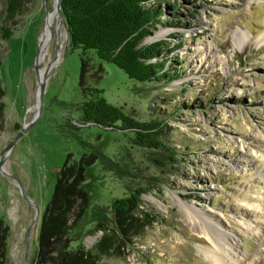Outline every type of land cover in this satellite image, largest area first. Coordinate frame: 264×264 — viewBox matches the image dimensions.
<instances>
[{
  "label": "rangeland",
  "instance_id": "rangeland-1",
  "mask_svg": "<svg viewBox=\"0 0 264 264\" xmlns=\"http://www.w3.org/2000/svg\"><path fill=\"white\" fill-rule=\"evenodd\" d=\"M157 2L163 9L142 44L165 40L174 48L161 58L179 71L175 80L135 81L92 49L85 55L92 64L86 80L135 121L159 122L153 138L173 158L162 147L140 144L120 123L103 128L78 120L81 50L69 46L53 19L46 24L54 0H46L47 13L44 0H26L11 36L0 39V156L35 119L1 164L0 264L36 263L57 172L68 154L79 160L93 152L79 181L86 205L69 231L70 245L91 248L104 234L100 222L120 220L111 203L141 188L139 201L131 200L132 217L123 219L135 225L130 241L123 244L114 230L101 264H222L217 253L226 264L225 250L239 264H264V0L146 4ZM5 6L0 0V9ZM177 20L179 27L172 25ZM45 24L49 41L38 68L51 65L38 111L34 55Z\"/></svg>",
  "mask_w": 264,
  "mask_h": 264
},
{
  "label": "trees",
  "instance_id": "trees-1",
  "mask_svg": "<svg viewBox=\"0 0 264 264\" xmlns=\"http://www.w3.org/2000/svg\"><path fill=\"white\" fill-rule=\"evenodd\" d=\"M25 1L5 0L4 10L0 9V39L6 40L13 33L14 18L23 12ZM147 1L60 0L61 13L69 34L68 44L72 49L81 50L79 86L84 99L76 106V110L79 113L78 120L83 123H91L103 128H120L118 124L120 123L123 127L134 130L140 144L148 142L156 145L155 147H162L172 157L175 152L167 148L163 142L153 138L154 135H158V132L151 130L158 127L159 122L135 121L123 111L122 107L107 102L101 88L88 85L86 80L92 64L85 55L90 49L99 59L114 64L128 78L135 81L171 82L175 80L179 71L168 68L166 59L161 58L164 52H170L174 48H168L165 40L142 44L144 38L152 34L151 28L154 22L158 21L157 18L163 9L159 2L147 5ZM176 4L173 1L170 6L175 7ZM179 22L177 20L172 25L179 27L181 26ZM3 121L4 104L0 100V126ZM72 128L71 126L68 130L70 135L81 142L79 135ZM157 130L160 131V129ZM93 154L94 152L91 153ZM91 155L83 153L79 160H75L71 154H68L60 171L57 172L52 199L42 216L35 264H101L102 258L108 256V250L116 236L114 230L120 233V236L116 237H120L123 244L130 241V229L132 225L134 227L135 225L131 221L127 225L124 222V225L123 219L132 217L134 211L131 200L139 201L138 196L144 192L141 188L135 189L130 194V198H117L111 203V212L117 214L120 220H111L113 226L103 225V222H100L97 227L103 229L104 234L91 248L70 245L69 231L83 216L85 210L86 195L79 181H82L85 166L96 158L93 156L90 159ZM71 177H74L73 181L67 182V179ZM73 214L75 218L70 221ZM97 217L95 213L91 215L94 221ZM100 217L104 218L102 214Z\"/></svg>",
  "mask_w": 264,
  "mask_h": 264
},
{
  "label": "water",
  "instance_id": "water-1",
  "mask_svg": "<svg viewBox=\"0 0 264 264\" xmlns=\"http://www.w3.org/2000/svg\"><path fill=\"white\" fill-rule=\"evenodd\" d=\"M44 4H45V11L47 13V8H46V0H44ZM55 15H56V18L57 20L59 21V25L63 26L65 28V36H66V39H67V43H69V34H68V30H67V25H66V22H65V19L64 17L62 16V13H61V3H60V0H54V9L52 11ZM38 49L37 51L35 52V55H34V70L36 72V75H37V82H38V92H37V106L36 108L38 109V111H40L41 109V105H42V100H43V92H44V88H45V81H46V74L49 70V67H50V63H48L45 67H44V72L42 74V76L40 77L39 76V68H38ZM35 119H33L31 122L29 123H26L23 125L22 129L17 133V135L13 138V140L10 142V144L8 145L7 149L5 150V152H3L0 156V171L2 172V167H1V164H2V161L3 159L5 158V156L8 154L9 151H11L13 145L15 144L16 140L20 137V135L22 134V132L30 125L32 124V122L34 121Z\"/></svg>",
  "mask_w": 264,
  "mask_h": 264
},
{
  "label": "bare ground",
  "instance_id": "bare-ground-1",
  "mask_svg": "<svg viewBox=\"0 0 264 264\" xmlns=\"http://www.w3.org/2000/svg\"><path fill=\"white\" fill-rule=\"evenodd\" d=\"M52 19L55 20L56 19V15L53 12L47 13V15H46V24H47L48 20H52ZM46 24H45V34L46 35H45V38L43 39L42 44L39 46L38 53H37L38 54V61H40V59L42 58L43 53L45 54L46 51L44 52V50L46 49V46H47L48 41H49V31L47 30ZM55 28H56V31L58 33H61L63 36H65V33L61 31V25H59V22L57 23V19H56V22H55ZM43 72H44V68H42L41 70L39 69V76L40 77L42 76ZM5 157H7V155ZM225 252L227 253L228 257L231 260L230 263H226V264H232V263L233 264H239L240 263L239 257L237 255L232 257L229 252H227L226 250H225ZM214 255H218L219 256V253L214 254ZM218 256H214V259L215 260H219L220 259L222 264H225L223 262V258L221 256H219V257Z\"/></svg>",
  "mask_w": 264,
  "mask_h": 264
},
{
  "label": "flooded vegetation",
  "instance_id": "flooded-vegetation-1",
  "mask_svg": "<svg viewBox=\"0 0 264 264\" xmlns=\"http://www.w3.org/2000/svg\"><path fill=\"white\" fill-rule=\"evenodd\" d=\"M57 19V18H56ZM56 19L54 20L55 22H56ZM55 47H56V49H57V41H56V39H55ZM46 50H44V52H45ZM44 54V53H43ZM43 57V56H42Z\"/></svg>",
  "mask_w": 264,
  "mask_h": 264
}]
</instances>
